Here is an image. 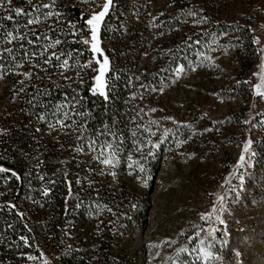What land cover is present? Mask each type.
<instances>
[{"label":"rangeland","instance_id":"1","mask_svg":"<svg viewBox=\"0 0 264 264\" xmlns=\"http://www.w3.org/2000/svg\"><path fill=\"white\" fill-rule=\"evenodd\" d=\"M105 3L92 1L88 20ZM246 26L257 58L243 77ZM88 27L92 91L105 96L124 81L138 112L136 128L122 118L130 146L122 174L115 159L99 162L109 172L103 184L138 198L130 224L115 231L116 264H264V0H112L96 40ZM97 42L100 52L92 50ZM11 84L0 69V116L17 110V96L4 94ZM147 152L161 155L151 183L139 162ZM78 218L96 252L100 228L87 213ZM28 258L62 264L57 250L40 245Z\"/></svg>","mask_w":264,"mask_h":264},{"label":"trees","instance_id":"2","mask_svg":"<svg viewBox=\"0 0 264 264\" xmlns=\"http://www.w3.org/2000/svg\"><path fill=\"white\" fill-rule=\"evenodd\" d=\"M92 1L0 0V69L12 79L4 94L18 98L16 112L0 116V168L7 170L0 172V264H31L28 254L38 245L57 250L62 264H116L115 231L130 224L137 194L103 184L109 172L99 162L115 159L122 174L121 155L130 147L122 118L139 125L135 91L124 81L107 86L105 96L92 91L96 64L83 39L90 36ZM194 17L172 14L171 20ZM240 36L246 77L257 55L248 26ZM138 139L134 133L133 143ZM141 159L151 183L161 155L147 152ZM144 197L139 200L147 207ZM82 213L100 228L96 252L84 238Z\"/></svg>","mask_w":264,"mask_h":264},{"label":"snow or ice","instance_id":"3","mask_svg":"<svg viewBox=\"0 0 264 264\" xmlns=\"http://www.w3.org/2000/svg\"><path fill=\"white\" fill-rule=\"evenodd\" d=\"M112 0H106V3L104 4V7H103V10L100 11L98 14H93L92 17L87 21V24L89 25H92L93 28H92V39L93 40H96V33H97V30H98V26H99V21H101V19L104 17V15L107 13L108 11V8H109V5L111 4ZM43 7H48V5H42ZM15 14L16 15H20L22 14V10L21 9H16L15 10ZM8 19H12L11 16L8 17ZM35 21H32V20H29L28 23L31 24ZM11 35V34H9ZM57 44L60 43L59 40L56 41ZM84 43H89L88 40H85ZM92 50L94 52H100V48L98 47V42L97 43H93L92 44ZM97 63H100L99 60L96 61ZM64 65H67L68 64V61L67 60H64ZM107 64H108V60L107 58L105 57L104 61H103V64L101 65V68H100V76L97 77V81L99 82L101 77H103L104 75V72L107 70ZM101 95H104L103 91L100 92ZM59 123H63L62 121H58ZM247 150V148L245 149ZM245 158L244 156L242 155L240 157V160L243 161ZM104 163H110V161L108 160H105ZM6 171L5 169L3 168H0V172H4ZM13 175H15V173H13Z\"/></svg>","mask_w":264,"mask_h":264}]
</instances>
